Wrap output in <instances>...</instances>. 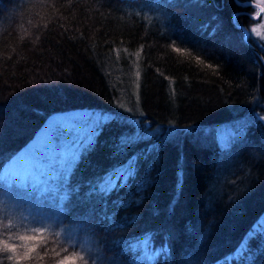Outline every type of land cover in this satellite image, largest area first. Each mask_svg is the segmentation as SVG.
<instances>
[{"label":"trees","instance_id":"16d2710c","mask_svg":"<svg viewBox=\"0 0 264 264\" xmlns=\"http://www.w3.org/2000/svg\"><path fill=\"white\" fill-rule=\"evenodd\" d=\"M245 1L0 0V176L62 121L106 117L65 213L25 188L0 201L15 232L51 220L48 256L25 264H55L65 228L89 264H264V49L244 39ZM133 64L137 111L118 93ZM129 164L106 198L88 195Z\"/></svg>","mask_w":264,"mask_h":264},{"label":"snow or ice","instance_id":"6c2138e0","mask_svg":"<svg viewBox=\"0 0 264 264\" xmlns=\"http://www.w3.org/2000/svg\"><path fill=\"white\" fill-rule=\"evenodd\" d=\"M248 2L251 4V0H248ZM234 22H238V18ZM209 67L211 66L209 65ZM105 119L104 116L96 118L92 136H89L85 143H81L80 147L76 148L71 154H60L58 156L56 169L46 179L43 174L37 175L18 164L6 169L7 171H4V174L0 176V183L3 185V187H0V201L4 199L13 200L14 197L19 195L18 188H25L29 191L38 192L40 196L50 195L56 217L65 213L71 197L76 194V189L71 186L70 177L84 155L93 148L96 134L105 126ZM132 142L131 138H125L121 143V147L127 149ZM153 151L155 152L156 149L154 148ZM134 167L135 164H129L127 169H122L118 174L107 177L102 184L91 189L88 195L91 197L98 190L106 198L111 191L120 187L125 176H130ZM109 218L108 215L103 217V219ZM33 219L36 223L30 228L31 234H24L13 231L12 219H7V222H5L3 218H0V254H2L0 255V264H3L4 259L12 261L13 264H25L26 261H32L35 258L34 253L40 256L37 249L41 246L45 249L43 256H48L46 233L51 227V220H45L43 217H33ZM257 230L264 232V223L258 224ZM257 230H253L249 234L250 237L255 236ZM62 239L68 247H63L61 251H57L56 247L51 249L54 253L55 264H81V262L89 264V261L94 258L95 254L90 243L88 241H84L82 245L77 243L75 233L72 230L65 228ZM69 247H71V251H69ZM77 247H80L81 250L77 251ZM240 251L242 258L247 259V247L242 246ZM85 253L88 254L87 259Z\"/></svg>","mask_w":264,"mask_h":264},{"label":"rangeland","instance_id":"374dc122","mask_svg":"<svg viewBox=\"0 0 264 264\" xmlns=\"http://www.w3.org/2000/svg\"><path fill=\"white\" fill-rule=\"evenodd\" d=\"M251 1L255 3V5H252V16H255V19L253 18L250 27L251 38L254 43L259 44L264 49V0ZM148 3L142 9L147 16L159 17L160 14H163L157 8L156 3ZM126 76L125 80H127V84L124 86L121 83L123 92H118L119 102L124 109L137 111L140 74L136 64L132 65L131 70L126 73ZM261 119L264 121V116ZM59 124L55 125V130L60 135L48 133L44 137L42 145H39L38 148H32L24 161H21L18 165H21L24 169L33 171L37 175L43 174L46 179L56 169L58 156L60 154H71L78 148L81 141L87 139L94 130V122L87 119H67Z\"/></svg>","mask_w":264,"mask_h":264},{"label":"water","instance_id":"95a60500","mask_svg":"<svg viewBox=\"0 0 264 264\" xmlns=\"http://www.w3.org/2000/svg\"><path fill=\"white\" fill-rule=\"evenodd\" d=\"M246 2H247V3H246ZM242 4H244L245 6H252V5H255V3L252 2V1H251V4H249L248 1H245V2H243ZM251 17L255 19V16L253 17V16L251 15ZM242 27H243V30H244V32H245L244 39H245V41L247 42V44H248V45H249V46H250V47H251L256 53L261 54V53L259 52V50L256 48V46H255V45L252 43V41L250 40V36H251L250 30L247 29L246 26H242ZM260 57H261V59H263L261 55H260Z\"/></svg>","mask_w":264,"mask_h":264},{"label":"flooded vegetation","instance_id":"af4514ba","mask_svg":"<svg viewBox=\"0 0 264 264\" xmlns=\"http://www.w3.org/2000/svg\"><path fill=\"white\" fill-rule=\"evenodd\" d=\"M244 12H246V11H244ZM251 40H252V39H251ZM258 55L260 56L261 54L258 53ZM261 56H262V55H261Z\"/></svg>","mask_w":264,"mask_h":264}]
</instances>
